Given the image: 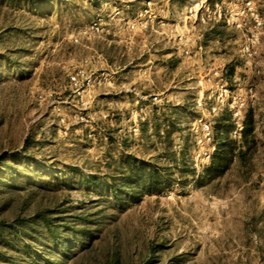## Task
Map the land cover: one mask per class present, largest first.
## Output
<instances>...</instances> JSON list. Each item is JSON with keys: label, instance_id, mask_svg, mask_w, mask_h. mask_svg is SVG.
<instances>
[{"label": "rangeland", "instance_id": "374dc122", "mask_svg": "<svg viewBox=\"0 0 264 264\" xmlns=\"http://www.w3.org/2000/svg\"><path fill=\"white\" fill-rule=\"evenodd\" d=\"M0 264H264V0H0Z\"/></svg>", "mask_w": 264, "mask_h": 264}, {"label": "built area", "instance_id": "2783aa9c", "mask_svg": "<svg viewBox=\"0 0 264 264\" xmlns=\"http://www.w3.org/2000/svg\"><path fill=\"white\" fill-rule=\"evenodd\" d=\"M251 5V2H248L247 3V6H250ZM206 130H208V127L206 126Z\"/></svg>", "mask_w": 264, "mask_h": 264}, {"label": "bare ground", "instance_id": "6f19581e", "mask_svg": "<svg viewBox=\"0 0 264 264\" xmlns=\"http://www.w3.org/2000/svg\"><path fill=\"white\" fill-rule=\"evenodd\" d=\"M201 10V9H200Z\"/></svg>", "mask_w": 264, "mask_h": 264}]
</instances>
